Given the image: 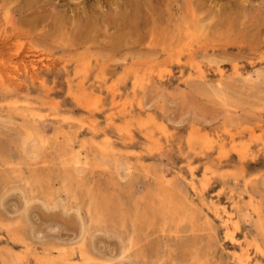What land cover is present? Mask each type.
<instances>
[{"label": "rangeland", "instance_id": "1", "mask_svg": "<svg viewBox=\"0 0 264 264\" xmlns=\"http://www.w3.org/2000/svg\"><path fill=\"white\" fill-rule=\"evenodd\" d=\"M245 255L264 264V0H0V264Z\"/></svg>", "mask_w": 264, "mask_h": 264}, {"label": "bare ground", "instance_id": "2", "mask_svg": "<svg viewBox=\"0 0 264 264\" xmlns=\"http://www.w3.org/2000/svg\"><path fill=\"white\" fill-rule=\"evenodd\" d=\"M31 69H29L28 66L25 67V69H27V76H31L32 79H36L37 78V75H36V72H35V69H36V66L34 64H31L30 65ZM202 75V74H201ZM198 138V137H197ZM204 141V142H203ZM203 141H199L197 142L198 144H200L201 147H203L204 151H207L209 149H211L212 146H210L209 142H207L206 140L203 139ZM192 149V148H191ZM198 149V148H197ZM195 151V150H194ZM217 212V211H216ZM216 216L220 218V220L223 221L224 225H225V228L227 229V236L234 241V233L229 231V228L228 226L230 225V221H231V215L225 211L224 213V216L222 215V213L220 212H217L216 213ZM240 263L241 264H251V261H250V256L249 255H245V258H240Z\"/></svg>", "mask_w": 264, "mask_h": 264}]
</instances>
